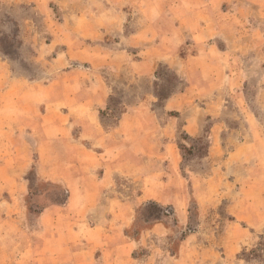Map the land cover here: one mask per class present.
<instances>
[{
    "label": "rangeland",
    "instance_id": "obj_1",
    "mask_svg": "<svg viewBox=\"0 0 264 264\" xmlns=\"http://www.w3.org/2000/svg\"><path fill=\"white\" fill-rule=\"evenodd\" d=\"M207 3L0 0V264H264V0L209 6L260 43L229 66L192 36Z\"/></svg>",
    "mask_w": 264,
    "mask_h": 264
},
{
    "label": "crops",
    "instance_id": "obj_2",
    "mask_svg": "<svg viewBox=\"0 0 264 264\" xmlns=\"http://www.w3.org/2000/svg\"><path fill=\"white\" fill-rule=\"evenodd\" d=\"M214 1L215 0H208L207 4L198 6V9H196V12H195L196 15L198 17H201V16L203 17L205 15H207L209 17H208V19H203L206 22V25H202L201 23L195 24V29L194 30L192 29V36L194 38H201V37H207L208 36L209 41H213L207 48L208 54L209 55L214 54L216 56H222L223 57L222 59L225 58V61H223L222 63L229 66L230 64L236 62L235 59L238 58V60H240L241 58H245V56H248L252 51L251 49L254 48L255 50H257V49L260 50V43L257 42L258 40H255V41L253 40L246 47H243L240 45V46H237V48H236L237 50L236 49H235V51L232 50V48L228 44V40H226V37L228 38L227 25L224 24L223 26H218L216 15L215 16L212 14L210 15L209 10H211L213 7L210 8L209 6L211 4H213ZM161 13L163 14L162 10H161ZM259 13H260V10H259ZM108 14L109 13L106 10L104 12V15H108ZM115 15L118 17V23L114 28L118 29L123 25L122 24L123 22L121 23V21H123V18H125L127 16V14L125 12H123V13L120 12V13L115 14ZM119 20H120V23H119ZM183 33H184L183 29L180 26H174L172 31H171V34L175 35L174 39L177 37H182ZM251 33H252L251 35H255L258 38H260V28L252 30ZM261 38H263V37L261 36ZM164 39L166 40V41H164L165 42L164 43V45H165L164 49L174 47V41H172L170 34H169V37L165 36ZM196 40L197 41H194V42H196V44L197 43L201 44V42H203V41H200L199 39H196ZM171 44H173V45H171ZM220 44H224L223 52H221L218 48V45L220 46ZM157 49H159V47H157ZM119 51L120 52H119V54L116 55V58H120L121 60H127V61H129V63H133V61L130 59V54L128 53V51L125 48L122 47ZM200 51L201 50H199L197 52L198 55L195 54L196 59L204 58V57H202V54H201L202 52H200ZM162 54L167 55V53H165V52ZM142 55L147 56V53L142 52ZM150 56H153V52H151ZM240 56H242V57L240 58ZM102 57L108 58V56L105 54ZM147 58H149V60H147L148 63H151V62H153V60H155L151 57H147ZM184 59H188V57H185ZM209 59H211V58L209 57ZM145 60L146 59H144V61H142V62H136L135 66L139 65V64L146 63ZM188 61H190V60H187L186 63ZM219 61H221V60H219ZM183 62L185 63V60ZM214 63L215 64L218 63L217 59H214ZM201 78L204 79L203 77H200V80H201ZM205 79H208L209 81L211 80V74L209 72H208V75H206ZM231 81H232V78H231ZM196 88H198V87H196ZM111 93H114V90H112L110 87H104L99 92V94H101L100 95L101 99L103 98L104 100H106ZM136 124L139 125L140 123H138L137 121L124 120V121H121L120 126H121V128L122 127L133 128V127L137 126ZM85 129H86V131H92V132L97 129L96 131H98V132L95 133L94 138H92L90 140L94 139L96 141V143H97L96 147L98 148V150H100L97 152L100 154L102 153V155H100V158L110 160L111 158H114L115 156H117L118 152H120L119 151V148L121 147L120 146V142H121L120 141V138H121L120 134L121 133H119L120 127H118V128L114 127L110 131H106L104 125L98 123V121H97V123L87 122ZM129 135H133V134L130 132ZM88 152H91V151L88 150Z\"/></svg>",
    "mask_w": 264,
    "mask_h": 264
}]
</instances>
